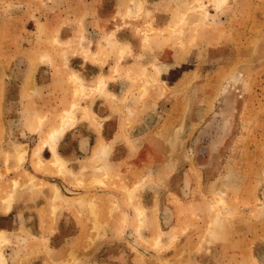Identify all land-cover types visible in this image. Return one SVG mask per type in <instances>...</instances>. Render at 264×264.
Listing matches in <instances>:
<instances>
[{
  "label": "rangeland",
  "instance_id": "obj_1",
  "mask_svg": "<svg viewBox=\"0 0 264 264\" xmlns=\"http://www.w3.org/2000/svg\"><path fill=\"white\" fill-rule=\"evenodd\" d=\"M227 2L195 0L185 14L199 15L200 24L196 26L202 31L216 24L209 18V9L217 15ZM78 4V0H0V99H18L21 88L22 99H26L22 129L16 126L13 130L16 136L21 131L19 139L15 138L13 145L0 141V207L4 210L3 206L13 204L9 213L0 214V228L6 229L9 236L1 242L8 264H264V65L254 62L260 40L256 16L263 13L264 0L230 2L231 30L226 38L233 49L227 54L236 63L228 66L212 63L202 66L199 73V68L187 66L180 84L176 80L182 69L171 73L170 83L160 84L154 76L143 74L146 78L143 95L150 91L163 94L140 96L149 100L147 110L157 105L151 99L163 98L149 119V128L168 115L178 122V116L186 113L187 121L181 123L180 135L175 131L169 134L172 141L187 144L182 151L188 155V162L182 171L192 176L194 182L186 196L169 199L175 206V224L181 225L173 237L184 235L183 241L189 240L186 248L205 253L207 258L171 262L166 259L171 252L168 255L164 252L168 246L160 245L162 231L154 246L125 244L121 236H127L124 229L128 220L111 224L113 215L104 212L106 207L124 203L134 207L131 215L140 222L141 230L153 228L154 223L159 227L162 222L166 230L163 212L161 219L149 218L144 209L138 213L139 208L134 206L139 205L142 196L137 187L145 188L154 181L152 177L144 182L143 178L148 176L136 178L137 173L133 175L132 170L129 177L138 180L129 182L117 176L119 181L114 183V190L120 193L122 201L107 203L94 193L98 192L96 188L88 191L90 182L82 180L83 177L78 180V189L71 188L68 180L54 177L56 173L49 170V163L36 160L35 152L38 147L47 146L49 132L66 123L72 117L67 116V111L78 107L79 103L72 105L66 100L84 93L78 76L69 79L63 76L60 87L55 83L53 97L42 89L36 93L41 98L35 104L37 110L30 104L39 63L50 60L51 64L62 65L69 56L71 45L59 40L58 33L64 18L79 10ZM196 36L191 34L183 48L191 49ZM109 45L111 48L112 42ZM208 54L200 53L202 62L224 56L218 49L210 52V58ZM248 54L249 62L246 59L247 63L238 64L237 59L242 61ZM24 125L27 135L23 133ZM163 134L169 135L166 131ZM26 147L32 151L21 162L19 155ZM169 150L175 155L174 147ZM158 151V147L150 150V158L157 156ZM197 161L200 165L194 170ZM100 179L97 185L106 187ZM57 186L65 200L57 199L54 206L49 198ZM134 192H138L136 197ZM129 193L133 194L130 200ZM80 196L91 201L85 204L84 198L78 200ZM128 235L131 237V233ZM171 246L174 248L176 244ZM151 252L165 259L159 262Z\"/></svg>",
  "mask_w": 264,
  "mask_h": 264
},
{
  "label": "crops",
  "instance_id": "obj_2",
  "mask_svg": "<svg viewBox=\"0 0 264 264\" xmlns=\"http://www.w3.org/2000/svg\"><path fill=\"white\" fill-rule=\"evenodd\" d=\"M194 1L78 0L79 10L70 17L64 18L58 33L59 40L71 45L68 49L69 56L67 55V59L62 61V65L51 64L50 60L39 63L33 81L35 95L33 102H30L31 105H35L37 101H40L41 98H37L40 94L36 93H41L42 89L53 97L54 88L60 87L63 76H67L68 79L70 76L80 78L79 82L84 88V93L74 99L66 100V103L70 102L72 105L74 102L79 103L75 111L70 110L75 117L74 124H71L58 140L55 150L49 143H46L47 146L41 148L39 152L37 149L36 160L49 163V170L56 173L54 177L60 179L61 176L68 180L72 183L71 188L78 189V180L83 177L82 180L90 182L88 191H96L93 190L96 188L98 192L94 193L99 194L107 203L115 200L122 201L120 193L114 190V183L119 181L117 176L129 182L138 180L133 179L132 176L129 177V172L132 170L133 175L137 173L136 178L148 176L143 178L144 182L150 181L152 177L154 181L148 186L137 187L142 196L139 205L134 203L136 204L134 206L135 209L136 206L144 209L149 218L151 216L160 218L163 212L164 223L167 224L166 230L162 220L159 227L157 223H154L153 228L147 226L144 231L141 230L140 222L131 215L134 207H128L124 203L106 207L104 212L113 215L111 224L116 222L119 224L125 218L128 220L124 229L127 236L123 238L121 236L125 244L140 246L146 243L154 246L157 243V235L162 231L164 234L160 245L168 246L164 252L167 255L171 252L172 255L166 258L170 262L178 261L177 259L201 260L207 256L205 253L201 255L186 248L189 240L183 241L184 235L178 236V239L173 237V233L181 225L179 222L175 224V206L169 203V199L174 197L181 199L186 196L194 182L192 176L182 171L184 164L188 162V155L185 154V150L184 153L182 151V148H187V144L182 145V141H172L169 134L175 131L180 135L181 123L187 121L186 113L178 116V122L168 115L158 120L154 127L149 128L151 126L149 119L152 118V113L161 104L160 100L163 98L151 99L152 102L157 101V105L147 110L149 100H143L140 96L163 94L160 91H154V93L150 91L149 94L143 95L142 86L146 80L143 74L148 77L154 76L157 79L156 82L161 84V82H169L172 72L182 69L176 80V83L180 84L186 76L185 67L187 66L196 70L199 68L197 70L199 73L202 66L212 63L218 66L236 63L227 54L233 49L231 41L226 38L228 30H231V27L228 28L232 18L231 0H228L227 6L222 8L223 11H218L217 15L216 11L209 9V18L215 20L216 24L212 23V28H205L202 31L200 26H196L197 23L200 24V16L185 14V9H189ZM256 17L260 40L257 45L258 56L254 58V62L264 65V10ZM187 23L186 30L184 28ZM191 34L197 36L193 39L192 48L188 50L182 45L190 40ZM185 35H187L186 38ZM111 42L113 46L110 48ZM217 49L223 51L224 56L210 58V52ZM246 50H248L247 47ZM201 52L209 53L210 62H202ZM246 57L242 58V61L237 59L238 64L246 62V59L249 62V54ZM196 70L194 69L193 72L196 73ZM100 82L103 84L99 85ZM55 83L58 85L55 86ZM75 89L76 86L74 91ZM22 92L21 88L18 99H0V141L3 139L6 145L15 144L14 139H19L18 135H21L26 107L24 104L26 99H22L24 98ZM60 94L61 92L58 91L57 95ZM44 95L47 97V94ZM37 108L35 105V110ZM16 126L20 129L17 133L18 137L13 131ZM23 129L24 135H27L25 125ZM164 131L169 135L165 136ZM157 147L159 149L157 156L154 152L155 155L150 158V150ZM171 147L175 148V155L170 152ZM23 150H27V157L32 148L26 147ZM26 157L24 161H20L25 162ZM198 162L193 163L194 170H198L197 167L200 165ZM61 163L66 168L65 174L59 172ZM100 177H102L100 180L107 185L106 187L97 185L96 182ZM51 184L55 183L51 182ZM138 192H134V197ZM53 196H58L59 201L65 200L59 186L49 198L51 203ZM83 198L80 196L78 200ZM127 198L130 200V193ZM88 200L84 198L83 203L86 204L85 201ZM176 202L178 204L179 200ZM12 206L13 204L9 210L4 206V210L0 207V214L6 215ZM3 230L7 235V230ZM128 233H131V237ZM142 236H144L143 239ZM7 238L9 239L8 235ZM181 243L184 246H181ZM173 244H176L174 248L171 246ZM153 253L155 252H151V256H155L159 262L165 259L158 258ZM130 256L129 253L126 258ZM5 264H8L7 258Z\"/></svg>",
  "mask_w": 264,
  "mask_h": 264
},
{
  "label": "bare ground",
  "instance_id": "obj_3",
  "mask_svg": "<svg viewBox=\"0 0 264 264\" xmlns=\"http://www.w3.org/2000/svg\"><path fill=\"white\" fill-rule=\"evenodd\" d=\"M225 2V0H220V2ZM101 83V82H100ZM72 114V115H71ZM74 114L72 113V111H67V116H72L66 123L63 122L62 125H60L58 128L52 130L51 132H49L48 134V137L46 139V143H49L52 148L55 150L56 149V146H57V142L58 140L62 137V135L65 133V131L67 130L68 127H70L71 124H74L75 122V117L73 116ZM38 152L40 151L41 147H38ZM26 153H27V150H23L22 152H20V157L19 159L21 161H24L25 160V157H26ZM57 163V161L55 162ZM59 172L61 174H65L66 172V168L65 166L61 163V165L59 166ZM33 178V177H32ZM34 179V178H33ZM33 183V182H32ZM130 196H133V194L130 193ZM58 196H53V204L54 206H56V203L55 201L57 200ZM11 205L12 203H8L6 204L4 207L5 209L9 210L11 208ZM136 209H138V206H136ZM140 209L137 211L138 213H140ZM142 212V211H141ZM143 214V213H142ZM142 214H140L141 218L142 217ZM6 240H8L7 238V235H6V232H4L3 229L0 230V264H5L6 263V256H5V253H4V250H3V247L1 246V242H5ZM163 262V260H162ZM167 262H170L169 260ZM165 262V263H167ZM162 264V263H161ZM171 264V263H170Z\"/></svg>",
  "mask_w": 264,
  "mask_h": 264
}]
</instances>
